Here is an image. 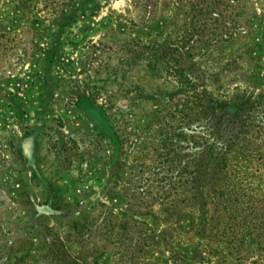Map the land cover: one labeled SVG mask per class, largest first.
Returning <instances> with one entry per match:
<instances>
[{"label": "rangeland", "instance_id": "obj_1", "mask_svg": "<svg viewBox=\"0 0 264 264\" xmlns=\"http://www.w3.org/2000/svg\"><path fill=\"white\" fill-rule=\"evenodd\" d=\"M196 1L0 0V264H126L178 186L182 126L193 144L182 70L210 96L264 90V0L206 21ZM263 142L231 153L262 192Z\"/></svg>", "mask_w": 264, "mask_h": 264}, {"label": "trees", "instance_id": "obj_2", "mask_svg": "<svg viewBox=\"0 0 264 264\" xmlns=\"http://www.w3.org/2000/svg\"><path fill=\"white\" fill-rule=\"evenodd\" d=\"M250 1L197 0L195 5L206 21L219 20L212 14L218 7L248 6ZM181 77L183 84L194 87L198 100L193 144L182 126L178 186L165 195L159 215L152 214L156 220L148 223L143 244L136 233L128 236L126 264H243L246 245L253 243L264 262V192L246 185L242 171L231 164L233 151L244 154L246 137L264 138V90L246 88L227 100L209 95L198 70L190 74L184 68ZM156 249L160 256H154ZM54 253L66 264H82L68 249Z\"/></svg>", "mask_w": 264, "mask_h": 264}]
</instances>
